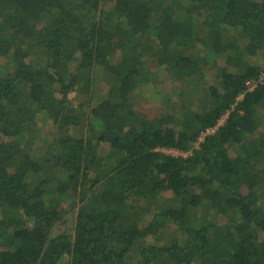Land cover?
Returning <instances> with one entry per match:
<instances>
[{"label": "trees", "instance_id": "trees-1", "mask_svg": "<svg viewBox=\"0 0 264 264\" xmlns=\"http://www.w3.org/2000/svg\"><path fill=\"white\" fill-rule=\"evenodd\" d=\"M107 1L0 0V264H264V0Z\"/></svg>", "mask_w": 264, "mask_h": 264}, {"label": "rangeland", "instance_id": "rangeland-1", "mask_svg": "<svg viewBox=\"0 0 264 264\" xmlns=\"http://www.w3.org/2000/svg\"><path fill=\"white\" fill-rule=\"evenodd\" d=\"M112 0H109L107 2H111ZM159 89L160 91H168V84H166L164 81H162V83L159 85ZM168 93V92H166ZM152 99V101H151ZM147 101V103H143V108L142 106H139L140 109H143L144 112L148 115V116H154L157 112V108H158V101H156L154 98H151ZM158 104V105H157Z\"/></svg>", "mask_w": 264, "mask_h": 264}, {"label": "built area", "instance_id": "built-area-1", "mask_svg": "<svg viewBox=\"0 0 264 264\" xmlns=\"http://www.w3.org/2000/svg\"><path fill=\"white\" fill-rule=\"evenodd\" d=\"M262 80H264V75H263ZM250 89H252V88H250ZM224 120H225V117H222L219 120V122L217 123V125H215V127H213L212 129L206 130L205 133L202 135V137H200L199 140L201 141L203 136H205V135H210V134L214 133L217 130V128L223 124ZM164 152L167 153V154L176 155V156H178V155H181L183 157L186 156V154H182L181 152H177V151H174V150H168V151H164Z\"/></svg>", "mask_w": 264, "mask_h": 264}]
</instances>
